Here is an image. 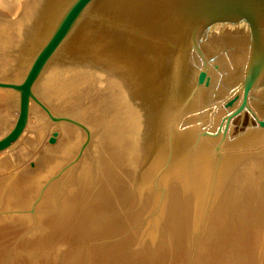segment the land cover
<instances>
[{
  "label": "rangeland",
  "instance_id": "rangeland-1",
  "mask_svg": "<svg viewBox=\"0 0 264 264\" xmlns=\"http://www.w3.org/2000/svg\"><path fill=\"white\" fill-rule=\"evenodd\" d=\"M0 11H2L0 12L2 21L9 22L12 20L13 15L5 8L0 6ZM4 12H6V14ZM0 32L3 33L5 30L0 29ZM4 35V33L3 35L0 34V37L3 38ZM211 43L212 42L207 45L205 42L203 47L205 58H207V60L205 61L200 54H196L198 56L194 59V66L192 62L190 67H188L189 71L186 72L187 77L184 76L185 82L182 83V95L180 94L179 96L180 100L179 98H176V101L179 103H176L174 106L175 109L173 107L171 111L173 115L174 111H180L182 113V110L184 109H186L184 112L189 113V115H181L180 117L184 119L180 125L179 132L181 135L179 137L183 135L184 137H187V141L193 140L195 147L198 149L201 145L198 142H203L205 140V136H199L202 131L208 130L209 132L217 133L219 127H221L220 129L222 130L224 129L225 123L223 118L228 114L230 108L225 107L226 99L223 100V98L229 95V91L232 89L233 84L241 75L240 71L243 65L241 62L244 57V52L241 53L240 56L234 57L235 54L231 51V47L225 49L223 46L224 44L215 47L216 42L215 44ZM1 45L2 44L0 43V51H3L4 49H1ZM33 55L32 57L28 56L27 65H25V69H23L24 73L18 75L19 78L18 76H4L1 74L0 81L20 82L24 78L25 73L34 58ZM103 58L109 59V55H105ZM120 61V59L116 60L117 63L114 65L119 64ZM89 64L90 63H86L81 68H77L80 67V65H78L76 68L72 69L69 75L70 78H66L67 80L62 83L65 84L61 86V90H65L62 94L63 96L60 98L63 101L59 98L56 99L63 107L61 110H54L52 108L53 105H50L51 102L49 95V97H47L49 99L48 101L43 100V103L46 104L54 114L70 116L83 122L89 127L92 134V140L88 146L90 147L89 150H87L88 148L86 149L87 152L85 150L86 153H84V158L82 157V162L77 161L73 164L86 139L85 131L68 122L57 123L52 121L40 106H38V109L40 108L39 110L43 112L44 116H35L31 111L29 124H42L41 127L28 130V124L24 133L25 135H30L34 132L32 135L34 136L32 138L34 141L31 140L27 143V141L21 140V138L12 148L0 153V162H6L7 164L5 165V168L3 165L5 163H0V182H2L0 184V264H264V248L262 249L264 246V190L262 198L255 199V193L258 190L255 180H258V177L251 178L253 181L247 184L246 187H243L241 184L236 187V184L233 182L230 185H221V192H223L221 196H224L223 194H225L228 189L231 190V198L234 195L232 193L234 190L240 188V192L238 195H234L235 198H232L234 200L232 204L229 203L231 207L230 210L226 211V208L225 212H223V214H225L223 219H219V217L222 218L221 213H219L220 211L213 209L215 207H213V203H210L211 184L215 175H210V171L207 174L205 171V175L196 174V186L195 189L192 188L195 190L196 194L194 193L191 198L187 200V198L184 197L185 191H183L186 188V186L182 184L184 181L179 180V177L177 176L179 174H171L169 178L166 177L167 179L164 180H166L165 182L167 183L168 179L175 178L172 179L173 182L163 184V182L160 181L159 187L163 186L166 188L165 199L169 201L166 202V204L168 203V206H166L167 209H164V214H174V216H176L174 221V223H176H173V226H169L164 230L165 235H168L169 233L172 235V237L169 238L172 240L171 242L176 240V242L173 243V248L172 246L170 248L167 247L166 244L161 245L160 242L165 243L162 241L163 239L161 236L162 240L156 237V240L147 239L144 245H146L148 241L153 243L148 245L149 248H142V246L141 248L133 247L139 239L142 238L146 231H144V229L147 228V225L152 226V223L155 221L154 214H157L156 210L159 206L162 193V189L160 193L155 188V179L158 172L163 167L167 166L172 160L171 157H175L177 151V146H174L173 150H171L172 147H170L169 143L171 121L167 120L166 123L164 120L165 124L163 125L162 118L157 119L161 120L158 124L157 120L154 122L155 118H151V121L153 122H151L150 125L148 123L150 127L147 126V129L145 130L142 124V120L144 119L142 114L140 115L142 118L140 116V118H127L125 112L132 105L134 99L131 101L127 98L130 86L129 90H127V87H122L123 84L120 83V81H123L122 79L125 80L124 75L122 74L123 72H121L122 70L120 69L121 71H118L117 69L118 73L114 70L113 72H110V76L106 75L107 78H104L106 80L105 83V80L101 81L103 80L102 77H99V80L95 78L97 76L94 75H96L97 72H94V67ZM83 68L87 71L83 70L84 74L81 71ZM201 70L207 71V76H211L210 71H215V75L213 74L214 79L213 77L211 78L213 81L210 80L209 86H206L205 84V88L212 91L209 98L205 99L206 102H203V100H198V102L197 97H195V94L198 91V88L196 90L195 87L199 86L196 84ZM80 73L82 74L80 75ZM184 73L185 72H183V75ZM75 74H77V76ZM215 76H217V79ZM16 77L19 80L16 79ZM74 79L77 80L75 81ZM69 80H71V84L68 82ZM74 82L75 84H73ZM82 83L84 84L83 86L81 85ZM203 83H201V86ZM118 87H120V89ZM123 88L125 89L123 90ZM200 88L201 87H199V89ZM0 90L6 91L8 93L7 100L14 104L12 107L6 105H3L5 106L3 107L1 105L0 109L10 111L9 114L15 113L12 116L13 123L11 125L9 123L8 129L3 130V135L13 126L16 120L18 115L19 95L13 89H9L8 91L6 88H0ZM193 92L195 93L194 95ZM253 95L256 96V94ZM37 96L41 98L38 94ZM121 97L125 100L128 99L127 103L124 102L125 100ZM162 97L165 96L163 95ZM199 104L202 105L198 106ZM33 105L38 104L33 103ZM143 105L144 104H142V107ZM7 107H9L10 110ZM56 108L58 107H55V109ZM244 114L245 119L243 121H241L240 117H237L231 122L229 133L227 135V143H234L239 135L245 133L244 131L248 133L250 130H257L258 128L264 130V128L258 126L256 121H254L257 116L254 110H246ZM173 115L171 116V119L174 117ZM123 116L126 118H122ZM249 117L253 119L251 127L247 123ZM35 119L39 120L35 121ZM114 120L115 122L118 120L126 124V127L123 126L125 131L121 130L122 133L125 132V134L118 135L117 139L115 138V135L111 134V132L109 134L111 123L112 121L114 122ZM157 125H159V127L154 132ZM159 129L163 130L160 132ZM54 130L59 132V136L57 142L51 144L49 143V138ZM141 130L145 131L142 133ZM260 130L258 129V131ZM39 131H43V133L38 134L37 132ZM106 131L108 132V136ZM146 133L150 134V137L145 136ZM143 134L145 135L143 136ZM110 135H112V138L109 137ZM102 136H105L103 140L104 144H102ZM133 138H136L135 143L132 142ZM214 138L215 146L213 147L210 145L209 147L208 145L206 147V149H210L206 150V159H204V161L208 160L209 165L211 164V170H214L216 167V161L218 162V160H220L218 157L220 153L217 148L223 143L222 134H219L218 138L217 136ZM178 140L181 139L178 138ZM120 141L126 143V147H128L127 150H124L123 147H125V145L120 143ZM147 141L149 144L151 142H158L161 147L163 146L160 149L164 153V158L160 161L162 158L159 156L155 160H152L155 161V163H160H158V166L153 168L152 171L141 167L145 166V162L150 163L148 158L149 152L147 149ZM260 143L263 144L262 147H264L263 142L256 141L253 143L255 146L251 144L248 147H245L240 144H235L233 149L225 148V151L228 153L229 150L233 151L235 149L237 151L235 152L236 154L245 153V150L261 149L262 147H260ZM136 145L138 149L133 148ZM226 145L229 147V144ZM45 149H51L52 151L50 150L49 155L51 158H54L51 159L52 166H50V168H52H49L50 170L47 168V172L45 171L46 173L42 170L46 166L42 164L43 161L42 163L40 162V160L43 159L42 155L46 151ZM18 152L23 155L20 156L21 154ZM18 155L20 157H18ZM246 155L248 154L246 153ZM7 156L11 157V160H8L10 158H5ZM4 158L7 160H4ZM58 159L60 162H57ZM15 160L17 162H15ZM8 161L10 162L7 163ZM256 161H252L249 165L254 164L253 166H257L258 164ZM259 161L258 162L261 165L262 163L264 164V159L262 160L259 158ZM109 162H111L112 166L108 164ZM46 163L49 164L48 161ZM79 165H82V167L76 169ZM7 167L9 169L4 170L7 169ZM79 169H83L85 174L87 172L86 176H82L86 177L85 181H88L83 186H81V184L84 182L81 183V179H77L75 176L77 174L76 171ZM21 170L27 172V174H33V178H39L36 181L34 180L35 182L33 180L28 181L27 178L26 182L28 181V183H23L24 181H22V179V182L19 180ZM144 170L147 174L143 172ZM166 170L164 172H166ZM113 171L116 174L113 173ZM139 172L142 174V178L139 176L138 179ZM182 172L183 171H181L182 177L179 175L181 179H187L188 175H184L188 173ZM16 174L18 178H15V181H13L14 184H9L10 189H8L6 193L4 191L5 184L7 186L9 181ZM30 178L31 177L29 176V179ZM145 182L148 185L147 187L145 186ZM180 182L181 185H179ZM20 183L23 184L19 191H17L20 187ZM51 183L52 185L56 184V187H52L53 191L49 192L47 187H49ZM95 184L96 188L100 186V189L98 188V193H101V196L88 194L91 192L89 189H92ZM15 187L17 193L11 191V189ZM80 187H84V189H80V194L77 196L81 199L80 201H85L87 204L84 207L81 203H75L78 201V198L72 196V192L77 189L79 190ZM135 187L138 189L141 187L143 189L142 198L146 197L143 203L137 198ZM175 187L176 189H174ZM179 187L181 189L183 188V190L181 191ZM87 189L89 191H87ZM229 190L227 193H230ZM46 191L47 193L43 194ZM75 193L77 194L78 192ZM102 194L104 195V198L101 199V201L103 200L104 202L99 203L98 198L102 197ZM86 196L88 198H86ZM132 196L134 200L130 199ZM87 199L92 202H86ZM60 200L63 206L59 204ZM68 201L74 203L70 204ZM62 207L63 209H61ZM63 211H67L66 214H69L64 224L61 222V214ZM86 213L89 216L92 215V218L85 221V223H78V215ZM216 217H218L217 219H219V221L216 220ZM75 222H77V224ZM123 242H125L124 245L129 243L128 246H114ZM151 246L156 249L153 248V250H151ZM128 247L132 250H128ZM160 248H163V250ZM254 257L256 259H254Z\"/></svg>",
  "mask_w": 264,
  "mask_h": 264
},
{
  "label": "bare ground",
  "instance_id": "bare-ground-1",
  "mask_svg": "<svg viewBox=\"0 0 264 264\" xmlns=\"http://www.w3.org/2000/svg\"><path fill=\"white\" fill-rule=\"evenodd\" d=\"M71 1L72 0H0V6L5 8L10 14L13 15L12 20L9 21V22H6L4 20L2 21L1 20L2 17L0 16V29L1 30L2 29L5 30V32H3L5 34L4 35L5 37L4 36H3V38L0 37V39H1L0 43L2 44L1 45V47H2L1 49H4L3 51H0V75L2 74L4 76H9V75L10 76H18V75H21V74L24 73L23 69H25V65H27L28 56L32 57L33 54H34L33 56H35V54L39 51L40 47L47 40L48 36L53 31L55 25L57 24V22L59 21V19L63 15L64 11L70 5ZM102 4H103V0H96L95 2H93L89 6V8L85 12V14L79 19V21L75 25L74 29L72 30L71 34L69 35L68 39L59 48V50L56 52V54L53 56V58L49 61V63L47 64V66L43 70V73L41 74L37 84L35 85V92L42 98V99L40 98L42 102H43V100H47L48 101L49 99L47 97L50 96V102L51 103L50 102L49 103H50V105L51 104L53 105L52 108L54 110H58V109L61 110L63 107L61 106V103L59 101H57L56 99H58V98L60 99L61 96H63L62 94L65 92L64 89H62L64 91L61 90V86L65 85V84H62V83L65 80H67L66 78L69 77L71 70L76 68L78 65H80V67H77V68H81L84 64L90 63L89 65H92L94 67L93 68L94 72H97V74L94 75V76H97L95 78H97L99 80L100 79L99 77H102L103 80H101V81H104L105 80L104 78H107L106 75L110 76V72H113L114 70L117 71V69H118V71L122 70L121 72H123L122 74L124 75L125 80L122 79L123 81L122 82L120 81V83L123 84V86L122 85L121 86L122 87L125 86V88L127 87L126 88L127 90H129V86H130V90L128 92V94L130 96L128 95L127 98L130 99L131 101L134 99L132 105L125 112V114H127V118L139 117L142 114V116L144 118L142 120V124H143V127H144L145 130L147 129V126H149L150 123L153 122V121H151V118H155L154 122H156V120L158 118H162L163 125H164L165 124L164 120H165V122L167 120L171 121V116L173 115V113H171L172 108L176 105V102L179 103L178 101H176L175 97L180 92V90L182 91V89H180V86H177L176 88L172 87V90H171V88L169 90L168 89L164 90V89H161L162 86H160V85L158 86V84L160 82L158 79L160 78L162 72L164 71V73H166L165 68H163L165 66V63H169V62L171 63L173 58L172 57H168V56H166V58L161 57L159 55L157 56V54L155 52L149 51V48L151 47L150 46L151 43L150 44L143 43L140 40L131 41L129 39L130 36H126L127 33L124 32L123 30H120V29H117V28H113L112 25H110V26L101 25V23L96 21L95 18H93V17L96 15L95 13L98 12V15H99L101 13V11L103 12ZM2 11H5V10H2ZM2 11H0V12H2ZM4 13L6 14V12H4ZM3 33L0 32L1 35H3ZM151 49H152V47H151ZM189 53L190 52H188L187 57H188V62L190 61L189 62V67H190L192 62H193V66H194V62H195L194 59H196L195 57H197L198 55H196L195 53H192V54H189ZM105 55H109V59L103 58V56H105ZM203 55H204L203 58H205V54H203ZM119 59L121 60L120 63L114 65L115 63H117L116 60H119ZM87 68H88V66H87ZM85 69H86V67H85ZM85 69L84 68L81 69L82 73H83V70H85ZM76 70L79 71L78 69H76ZM183 70H184V68H183ZM118 71H117V73H118ZM187 71H189V69H187L185 67L184 76H186V72ZM91 72H93V71H91ZM214 72L210 71V74H211V76H209L210 78L213 77V79H214V76H213ZM82 73H80V75ZM77 74H75V75L77 76ZM71 75H72V73H71ZM125 75H127V76H125ZM73 76H74V74H73ZM174 76H175V74H174ZM174 76H172V73H171V77H174ZM184 76H183V78H184ZM216 77L217 76H215V78ZM18 78H19V76H18ZM18 78L16 77V79H18ZM72 78H74V77H72ZM180 78H181V76H180ZM108 79H109V77H108ZM213 79L212 80L210 79V80L213 81ZM70 81L71 80H69L68 82H70ZM104 82L106 83V80ZM70 84H71V82H70ZM73 84H75V82ZM108 84H109V82H108ZM81 85L83 86L84 84L82 83ZM190 85H191V83H190ZM166 86H168V85H166ZM77 87H78V85H77ZM116 87H117V85H116ZM199 87H201V88L199 89ZM118 88L120 89V87H118ZM125 88H123V90ZM195 88H196V90L198 88L197 93L196 94L194 93L195 97H197V101L198 100H200V101L203 100V102H206L205 99L209 98V96L212 94L211 90H208L207 88H205V82L203 83L202 86L200 84L199 86H196ZM8 91H9V89H8ZM66 91H68V90H66ZM142 92H144V93H142ZM140 94H142V95H140ZM180 94H181V92H180ZM183 94H185V93H183ZM163 95L165 97H162ZM54 98H55V100H54ZM7 99H8V93L6 91H1L0 90V106L1 105L2 106L6 105V106H9V107H12V105H14V104H12L11 101H8ZM60 100L63 101L62 99H60ZM123 100H125V99H123ZM127 100H125L124 102L127 103ZM179 100H180V98H179ZM140 101H141V103H140ZM197 101H196V103H197ZM142 104H144L143 107H142ZM74 105H75V103H74ZM200 105H202V104H199L198 106H200ZM38 106L39 105H32V107H31L32 113L35 116L36 115L39 116V117L44 116L43 112L41 110H39L40 108L38 109ZM3 107H5V106H3ZM9 107H7V108L9 109ZM55 107H58V108L55 109ZM246 110H251V109L247 108ZM245 111H244V113H245ZM11 112H13V111H11ZM9 113H10V111H8V110L4 111L3 109H0V133H1V135H2L3 130H7L8 129L9 123H10V125L13 123V117L12 116L15 113L14 114H9ZM115 118H117V117H115ZM122 118H126V117L123 116ZM36 120H39V119H35V121ZM159 121H161V120H157V124H158ZM170 121H169V123H170ZM226 121L227 120H224V123H226ZM148 123H149V125H148ZM41 125L40 124H32V123H30L28 130L32 129V128L33 129L34 128H40ZM230 125H231V123L229 124V129H230ZM123 126L126 127V124H124V122H122V121H118V120L116 122H115V120H114V122L112 121L111 127L109 129V134L111 132V134L115 135V138L117 139L118 135L125 134V132L122 133V131H121V130H124ZM154 126H155V124H154ZM158 127H159V125L156 126L154 132L156 131V129H158ZM161 128H162V126H161ZM229 129H228V133H229ZM258 129L260 130V128H258ZM258 129L257 130H252V131L250 130L248 133L246 131H244L246 134L244 133L242 135H239L237 138L235 137L236 138V140H235L236 143L235 142L234 143H232V142L227 143L226 142L227 138H226L224 140V143H222L219 146V153H220L219 154V156H220L219 158H220V160H218V162L216 161V164H215L216 167L214 168V170H211L212 166H211V164L210 165L208 164V160L204 161V159H206V150L210 149V148L206 149V147L208 145H209V147H210V145H212L214 147L215 146V143H214L215 138L211 137V136H205L204 137L205 140L203 142H198V143L201 144L200 148L196 149V147H195V145L193 143V140L187 141L186 140L187 137H184L182 135L180 137L181 140H177L179 142H175L174 145H173V147L177 146L176 147L177 151H176L175 157H171L172 160L169 162L170 164L168 165L169 167L167 168L166 172H162L161 175L157 179H155V188L160 193H161V189H162L161 199H160L159 206L157 207V210H156L157 214H154V219H155L154 223H152V226L147 225V228L144 229V231L145 230L146 231H145V233L143 234V236L141 238L143 240V242H145L147 239L156 240L155 239V237H156V238H159L160 240L163 239L162 241L165 242V243H160L161 245L162 244L163 245L166 244L167 247H169V248L171 247L170 243L168 241H172L171 239H169V238L172 237V235L170 233L168 235H165L164 230L166 228H168L169 226H173V223L175 221L176 216H174V214H168V215L164 214L165 213L164 209H167L166 206H168V203L166 204V202L168 200L165 199L166 188L163 187V186L159 187V185H160L159 182L161 181V182H163V184L164 183L165 184L172 183L173 182L172 179H175V178L168 179L167 183L165 182L166 180H164V179L169 178L170 175L173 174V173L179 174L180 176H181V171H183L184 173L185 172L188 173V174L184 175V176L188 175L187 179L186 178L181 179L182 176L180 177L179 175H177L179 177V180L184 181V182H182V184L186 186L185 190H183L184 186H183L182 189L180 187L179 188L181 189V191L182 190L185 191L184 197L187 198V200L189 198H191V196L195 193V190H193V189H195V186H196L195 185V183L197 181L196 174L205 175V171H206V174L210 171V175H212V176L215 175L214 176V180L212 181V184H211V192H210L211 201H210V203H213V207H215L213 209H217L218 211H220L219 213H221L222 218L219 217V219H223V217L225 215V214H223V212H225L226 208H227L226 211L230 210L231 207H230L229 203L232 204V202L234 201L233 199L235 198L234 195H238V193L240 192V188L234 190L231 187L232 186L231 185L230 187L234 190V192H232L234 194L233 197H232L233 199L230 196L231 190H229L228 188L227 189L230 191V193H227L228 192V190H227L226 193H225L226 195L223 194L224 196H221V194L223 193V192H221V185L222 184L230 185L233 182L234 184H236V187L239 184H241L243 187H246L247 184H249L250 182L253 181V179H251V178L258 177V180L254 179L256 185L258 186V190L255 193V199H261L262 196H263V190H264V164L263 163H262V165L260 164L261 162L259 161V158H261L262 160L264 159V147H262L263 144L260 143L261 144L260 147H262L261 149L258 148L256 150H252V149L251 150H245L246 151L245 153L243 152V153H237L236 154L235 152H237V151L235 149H234L235 151L234 150L233 151L229 150L228 153H226V151H225V148H227V149L232 148L233 149L235 144H237V145L240 144V145H243L245 147H248L249 145L253 144L256 141L264 143V130L258 131ZM159 130L161 132L163 129H159ZM144 131H142V133ZM223 132L224 131L222 129H220V132L217 134V138H218L219 134H222V136H223ZM37 133L38 134H42L43 131H39ZM106 133H107V136H108V132L107 131H106ZM228 133L226 134V137H228L227 136ZM33 134H34V132L32 134H30V135L23 134V137H22L21 140L27 141V143H28L34 137V136H32ZM128 134H130V133H128ZM144 135L145 134H143V136ZM111 136L112 135H110L109 137H111ZM143 136H141V137H143ZM145 136L150 137V134L146 133ZM102 137H103V139H102V141H103L105 136H102ZM135 139L133 138V140H132L133 143H135V141H136ZM32 141H34V140H32ZM102 141H100V142H102ZM98 142H99V140H98ZM195 142H196V140H195ZM21 143H24V142H21ZM120 143H123L125 145V147H123L124 150H127L128 147H126V143L121 142V141H120ZM133 143H131V144H133ZM151 143L149 144V142L147 141V144H148V148L147 149H148V152H149V157L148 158H149V162L150 163L145 162V166H141V167H143L144 169L152 171V169L155 168L156 166H158L157 164L159 163V162L155 163V161H152V160H155L156 158H158L160 156L162 158L160 161H162L163 158H164V155H163L164 153L160 149V148L163 147V146L161 147L160 143L154 142V143H152V145H151ZM102 144H104V141H103ZM226 144H229V147ZM181 145H185V146H181ZM22 147H24V146H22ZM257 147H258V144H257ZM89 148L90 147H88L87 150H89ZM123 148H121V149H123ZM133 148L138 149L137 145L135 147H133ZM220 148H221V150H220ZM254 149H255V147H254ZM50 150L51 149L46 150L43 153V155H42L43 159L40 160V162L42 163V161H43L42 164L46 166L44 169H42L44 172L47 170V168L49 169L50 166H52L51 165V163H52L51 159H54V158H51L50 155H49L50 154ZM87 150H86V152H87ZM20 152H18V153H20ZM86 152H84V153H86ZM230 152L231 153L233 152V153L231 154ZM84 153L80 157L79 161L82 160V157L84 156ZM246 153L248 155H246ZM16 154H17V152H16ZM19 155H18V157L22 156L23 154H21L20 156ZM53 155H54V153H53ZM14 157H15V155H14ZM5 158H7V159L10 158L8 160H11V157L7 156ZM5 158H4V160H7ZM19 159H22V158H19ZM59 159H58L57 162H60ZM12 160H14V159H12ZM47 161L49 162V164L46 163ZM252 161H256L258 165L257 166H253L254 164H250L249 165V163H252ZM9 162L10 161H8L7 163H9ZM15 162H17V161L15 160ZM242 162L244 164H246V165H244ZM0 163L1 164L5 163V164H3L4 167H5V165H7L6 162H3V163L0 162ZM108 164L110 166H112L111 162H109ZM42 166H41V168H42ZM81 167H82V165H79V166L76 167V169L77 168H81ZM141 167H140V169H141ZM8 169L9 168L7 167V169H4V170H8ZM2 172H4V171H2ZM44 172H43V174H44ZM143 172H145V170ZM76 173H77L75 175L76 178L77 179H81V183L84 182L83 184H81V186L85 185V183L88 182V181L87 180L85 181L86 177H82V176H86L87 172L85 174L83 169L82 170L79 169V170L76 171ZM113 173H115V172L113 171ZM156 173H155V175H156ZM257 173H258V175H257ZM29 176L31 177L30 179H29ZM42 176H44V175H42ZM139 176H141V178H142V174L141 173L138 175V177H137L138 179H139ZM20 177H19V180L21 181V179H22V181H24L23 183L26 182L27 178H28V181L29 180H31V181L35 180L36 181L39 178V177L38 178H33V174L30 175V174H27V172H24ZM153 178H155V177H153ZM138 179H137V182H138ZM28 181L26 183H28ZM146 182H145V186L147 187L148 185H147ZM1 183L2 182H0V184ZM23 183H20V187L17 189V191H19V189L21 188ZM16 185L19 186L18 184H16ZM51 185H52V183L49 185V187H47L49 189V192L53 191L52 187H56V184H53L52 186ZM179 185H181V182H180ZM9 187H10L9 185L6 186V184H5L4 188H5L6 193H7L8 189H10ZM98 188L100 189V186L96 188V184H95V186H93L92 189H89L91 192H89L88 194H94V195H97V196L98 195L101 196V193L100 194L98 193V190H99ZM219 188H220V191H219ZM15 189H16V187L12 188L11 191L16 192ZM80 189H84V187H80L79 190L77 189L76 191L72 192V196L78 198L79 196H77V195L80 194V191H81ZM174 189H176V187ZM89 190L87 189V191H89ZM135 190H136L137 198H139L141 203H143L144 199L146 198V197L142 198L143 197V193H142L143 189L141 187H140V189L135 187ZM47 191L44 192L43 194L47 193ZM192 191H194V192H192ZM75 192H78V193L76 194ZM224 192H225V190H224ZM6 193H5V195H6ZM81 193H83V192H81ZM163 193H164V195H163ZM74 194H76V195H74ZM86 194H87V192H86ZM174 195H176V194H174ZM181 195H182V193H181ZM86 198H88V197L86 196ZM103 198H104V195L102 194V197L98 198L99 199V203L104 202L103 200L101 201V199H103ZM130 199H133V196L130 197ZM77 200L78 201H76L75 203H77V202H78V204L81 203L83 207L85 205H87L85 203V201H80L81 199H79V198ZM87 201L90 202L89 199H87ZM235 201H236V199H235ZM59 202H60L59 204L62 205L61 204V200ZM68 202L70 203V201H68ZM73 203L74 202H72L70 204H73ZM14 205H16V204H14ZM228 205H229V207H228ZM66 206H68V205H66ZM71 207H72V205H71ZM211 207H212V205H211ZM61 209H63V207ZM65 210H66V208H65ZM109 211H111V210H109ZM236 211H239V210H236ZM80 218L81 217H79L78 219H80ZM217 218L218 217H216V220L219 221V219H217ZM225 218H226V216H225ZM94 220H96V219H94ZM104 221H106V220H104ZM83 223H85V222H83ZM160 236L162 237V239H161ZM173 239H174V237H173ZM175 242H176V240L173 243H175ZM263 248H264V246L262 247V249ZM126 256H127V254H126ZM254 259H256V258L254 257Z\"/></svg>",
  "mask_w": 264,
  "mask_h": 264
},
{
  "label": "water",
  "instance_id": "water-1",
  "mask_svg": "<svg viewBox=\"0 0 264 264\" xmlns=\"http://www.w3.org/2000/svg\"><path fill=\"white\" fill-rule=\"evenodd\" d=\"M95 1L72 0L47 40L34 56L24 78L20 82L0 81V88L13 89L19 95L16 120L13 126L0 136V153L12 148L22 138L29 124L33 103L38 104L52 121L68 122L85 131L86 139L73 164L79 161L90 145L92 134L89 127L70 116L54 114L37 96L35 85L49 61L65 43L79 19ZM102 9L103 12L101 11L99 15L97 12L93 17L101 25H112L113 28L123 30L127 33L126 36H130L131 41L140 40L143 43H151L152 49L150 47L149 51L155 52L157 56L173 58L171 63H165L163 68L166 73L163 71L158 79L160 81L158 86H162L161 89L164 90L170 88L172 90V87L176 88L177 86L182 89L183 72H185V67L187 69L189 67L187 54L190 52L189 54L195 53L204 57L205 42L207 45L210 42L214 44L216 42L215 47L224 44L225 49L231 47V51L235 54L234 57L240 56L244 52L241 75L233 84L229 95L223 98V100L226 99L225 107L230 109L223 118L227 121L223 129L222 142L224 143L227 138L229 124L237 117L243 121L245 119L244 111L247 108L255 111L257 116L254 121L258 126L264 128V0H103ZM204 59L207 60V58ZM206 72L205 70L200 71L197 85L205 81L206 86H209L211 78L206 75ZM171 73L172 76L174 74L175 76L171 77ZM180 92L175 98H179ZM182 111V113L174 112V117L171 119L169 137L171 150L181 135L180 125L184 119L180 118L181 115H189L188 112H184L186 109ZM250 117L247 123L251 127L253 119ZM220 128L217 133L204 130L200 136L216 137ZM58 136L59 132L54 130L49 138V143L55 144ZM168 165L158 172L156 179L169 167ZM20 172L21 176L24 172L22 170ZM16 176L17 174L9 181L8 185L15 181V178L18 177ZM66 213L67 211H63L61 214L62 224L69 216ZM78 216L81 217L78 219V223L92 218V215L89 216L87 213ZM77 222L75 223L77 224ZM168 242L173 248V242ZM124 244L125 242L114 246L127 247L129 243ZM144 244L145 242L143 243V240L139 239L134 247L149 248L148 245L153 243L148 241L146 245ZM153 248L156 249L152 247L151 250ZM160 249L163 250V248Z\"/></svg>",
  "mask_w": 264,
  "mask_h": 264
}]
</instances>
